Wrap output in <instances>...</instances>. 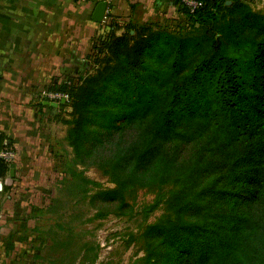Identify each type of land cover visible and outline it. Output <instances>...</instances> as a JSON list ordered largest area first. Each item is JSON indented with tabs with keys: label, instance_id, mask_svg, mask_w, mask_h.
<instances>
[{
	"label": "trees",
	"instance_id": "obj_1",
	"mask_svg": "<svg viewBox=\"0 0 264 264\" xmlns=\"http://www.w3.org/2000/svg\"><path fill=\"white\" fill-rule=\"evenodd\" d=\"M199 1L190 14L178 0V25L111 23L90 68L48 90L68 97L55 116L70 149L53 151L62 192L96 188L88 222L140 218L131 264H264V11ZM9 166L0 159V197ZM139 191L153 197L135 210Z\"/></svg>",
	"mask_w": 264,
	"mask_h": 264
},
{
	"label": "crops",
	"instance_id": "obj_2",
	"mask_svg": "<svg viewBox=\"0 0 264 264\" xmlns=\"http://www.w3.org/2000/svg\"><path fill=\"white\" fill-rule=\"evenodd\" d=\"M177 3L113 0L98 24L91 20L95 5L89 2L0 0V133L15 156L8 186H46L60 179L53 144L62 127L55 116L62 110L45 105L41 93L60 86L67 76L84 74L92 43L111 23L123 29L130 22L174 21Z\"/></svg>",
	"mask_w": 264,
	"mask_h": 264
},
{
	"label": "rangeland",
	"instance_id": "obj_3",
	"mask_svg": "<svg viewBox=\"0 0 264 264\" xmlns=\"http://www.w3.org/2000/svg\"><path fill=\"white\" fill-rule=\"evenodd\" d=\"M246 1L253 10L264 11V0ZM179 21L183 22V17L177 12L176 25ZM170 25L174 26L173 23ZM64 134L62 126L61 131L55 134L59 138L53 147L67 155L70 149L63 140ZM77 168L86 178L100 184L102 189L112 188L95 166ZM54 179L49 180L46 186L25 187L18 183L0 197V264H91L95 254L92 264H131L142 255L139 252L134 256L137 248L135 244L128 243L129 235L139 232V217L109 215L88 222L96 212L89 205V196L96 188H91L84 199L79 196L71 198L62 192L64 183ZM65 179L68 181L70 177ZM10 181L8 175L4 183L10 185ZM152 197L139 191L135 210L149 203ZM75 201L76 204L73 203ZM160 213L155 212L148 222Z\"/></svg>",
	"mask_w": 264,
	"mask_h": 264
},
{
	"label": "built area",
	"instance_id": "obj_4",
	"mask_svg": "<svg viewBox=\"0 0 264 264\" xmlns=\"http://www.w3.org/2000/svg\"><path fill=\"white\" fill-rule=\"evenodd\" d=\"M83 2H89L94 5L100 2H105L107 7L104 13V18L110 13V7L112 6L113 0H80ZM181 5H183L186 10L192 14L197 9L202 6V3L199 0H179ZM41 99L45 100L46 102L50 103H59L61 100L67 102L68 97L66 94H62L59 92H52V91H43L40 95ZM15 156L12 150L4 149L0 152V159L5 162L6 164H11L14 160Z\"/></svg>",
	"mask_w": 264,
	"mask_h": 264
},
{
	"label": "water",
	"instance_id": "obj_5",
	"mask_svg": "<svg viewBox=\"0 0 264 264\" xmlns=\"http://www.w3.org/2000/svg\"><path fill=\"white\" fill-rule=\"evenodd\" d=\"M230 1H226V5H229ZM106 3L105 2H100L97 3L94 7L92 16H91V20L95 23L100 24L103 19H104V13L106 10ZM45 105L57 108L60 104L64 105L65 101L61 100L59 103H50V102H45ZM13 172H14V164H10L9 166V176L12 177L13 176ZM0 190H1V183H0Z\"/></svg>",
	"mask_w": 264,
	"mask_h": 264
}]
</instances>
